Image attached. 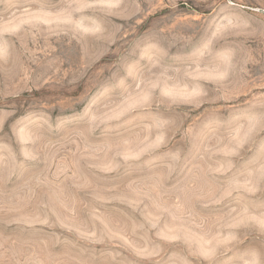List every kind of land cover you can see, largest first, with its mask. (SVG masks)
Here are the masks:
<instances>
[{"label":"rangeland","instance_id":"374dc122","mask_svg":"<svg viewBox=\"0 0 264 264\" xmlns=\"http://www.w3.org/2000/svg\"><path fill=\"white\" fill-rule=\"evenodd\" d=\"M0 264H264V0H0Z\"/></svg>","mask_w":264,"mask_h":264}]
</instances>
